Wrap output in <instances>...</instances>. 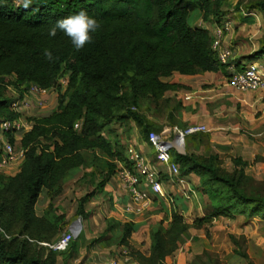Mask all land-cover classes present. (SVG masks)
Segmentation results:
<instances>
[{
    "label": "trees",
    "instance_id": "obj_1",
    "mask_svg": "<svg viewBox=\"0 0 264 264\" xmlns=\"http://www.w3.org/2000/svg\"><path fill=\"white\" fill-rule=\"evenodd\" d=\"M229 9L240 15L243 10H255L264 19V0H32L27 8L0 0V120L18 117L9 108L14 98L7 95L8 86L19 95L32 84L56 92L51 112L28 118L31 127L20 139L24 155L16 173L0 172V264H55L58 254L72 249L79 234L64 251L38 243L54 241L68 229L69 220L57 213L53 200L62 193L65 181L92 165L93 154L99 152L105 158L103 173L95 188L76 202L77 215L86 218L85 204L102 193L118 165L131 167L126 145L107 133L112 124L129 131L133 123L150 146L148 133L158 132V127L146 114L181 123V101L165 93L187 86L163 81V77L172 72L229 75L228 64L218 60L208 29L192 23L197 12L203 21L221 24ZM81 10L100 24L91 43L77 51L59 29L49 36L58 20ZM46 49L52 51V61L45 58ZM260 56H264V32L256 50L229 63L240 70L243 58L250 61ZM9 140L13 141L10 135ZM208 143V133L195 132L184 136V153L170 151L179 175L196 174L199 191L207 197L191 225L204 228L220 216H241L244 222L253 217L264 220V179L246 173L248 161L240 156L231 159L229 171L221 167L217 152H194L196 146ZM43 189L48 202L38 216L34 205ZM189 226L178 211L171 210L166 226L162 219L150 228L147 251H131L133 259L138 264H165L185 241ZM113 228L118 232L116 244L129 247L137 226L117 221L108 224L103 235ZM35 244L48 252L32 250ZM233 252L248 260L245 252ZM196 258L194 264H219L207 252Z\"/></svg>",
    "mask_w": 264,
    "mask_h": 264
},
{
    "label": "crops",
    "instance_id": "obj_2",
    "mask_svg": "<svg viewBox=\"0 0 264 264\" xmlns=\"http://www.w3.org/2000/svg\"><path fill=\"white\" fill-rule=\"evenodd\" d=\"M228 11L224 16V19H229L230 15L228 14ZM193 15L196 17L195 22L202 21L200 17H197V12H195ZM255 16L256 17L238 15L233 20L229 19L232 22V29L224 35L222 44L228 45L231 48V61H235L239 57L245 56L257 49L256 45H252V47L255 46V48H251V46L248 44L249 42H252V39L254 37L258 36L260 37V40L263 36V33L261 34V31H258V35L255 31V26L260 25L259 23L261 14L258 11H255ZM202 24L203 25H201V27L208 29L210 34L215 23L211 21H202ZM241 61L242 63L245 62L243 60ZM242 63L241 66L243 65ZM171 77L179 78L176 79V81L169 80V78ZM162 80L168 82H177L187 86V88H182L180 90H186L185 93H190L192 97L190 100L181 101L182 107L179 111L178 119L185 127L192 124L205 125L209 131V146L215 152L218 153L220 151H227L236 147L239 148V154L237 156H240L243 159H247V157H245L246 150L250 147L257 146L258 143H263L261 137H263L264 134V101L262 98L264 91L259 92L237 90L227 83V77L224 76L221 72H204L202 74L195 75H183L177 72H172L170 76L163 77ZM204 84L213 85L211 87L206 86L202 89L201 85ZM8 89H10L15 94L14 97L20 96V93L13 86H8ZM24 91L28 93V89H25L22 91V94ZM54 92V90L50 89V91L46 95H44L46 104L42 108L47 106V104L52 103V108L54 109L56 105L55 97L53 102L52 96L56 93ZM168 92L174 93V91H167L165 95H167ZM176 92H179V90ZM30 98H36V94H31ZM207 102H213V106H218L213 107L209 111L206 106ZM34 108L35 106L33 107V109ZM31 111L32 110H21L19 115L22 121L30 124V126L28 125L27 130L30 129L31 122L28 121V119L23 115L25 114L28 116H32L30 114ZM257 111L261 112L259 114H256ZM228 129L229 132L227 133L226 131H228ZM248 131H251L253 133V136L251 135L252 137L247 136L248 134H251ZM21 137L22 136H20L19 139H21ZM141 148L145 151L141 152L148 157V159L151 161V164L158 170L165 196L160 197L151 192L150 205L144 212L140 214L128 212L125 209V206L129 203V195L125 190V187L121 179L119 178L118 173L116 172L106 183L102 193L95 195L89 201L90 203H93L94 201H99L98 199H100L101 209L106 206V210H109L110 216L115 217V219L120 223L131 221L135 224V226H137L136 230L132 233V237L139 238V241L138 243H136L135 240H131L130 243L133 246H138L140 241H145V243L148 242L149 245V229L153 227L160 219H162V217H166L165 222H167L170 219L171 210L178 211L183 216L185 221L186 218L190 217L191 213L194 211H196L195 217L201 215V201L199 195L200 191L198 192L197 190L199 187V177L194 173H190L185 177L188 187L192 188L194 191V195L191 196V198L186 199L180 186L171 183L167 174L166 167L155 162L154 156H151V147L144 142ZM147 151H150V153H146ZM241 153L243 155H240ZM118 166L120 168V165ZM76 173L73 175V177H75ZM66 182L67 181H65L64 186ZM47 202L48 198L46 196L45 200L41 202L42 205L39 204L38 210H36L37 203H35L34 209L35 213L38 216L43 214ZM191 220L192 219H189V221ZM200 242L201 241H199L198 243ZM183 245H180L172 255L168 256L165 259V264H186L187 258L185 251H183L182 248ZM115 256L119 258L117 255ZM106 260L108 262L109 258H107ZM106 260L103 262L107 264ZM119 264L138 263L135 260H132L131 262L121 260L119 261Z\"/></svg>",
    "mask_w": 264,
    "mask_h": 264
},
{
    "label": "rangeland",
    "instance_id": "obj_3",
    "mask_svg": "<svg viewBox=\"0 0 264 264\" xmlns=\"http://www.w3.org/2000/svg\"><path fill=\"white\" fill-rule=\"evenodd\" d=\"M12 2L15 5L21 4L20 0H12ZM228 14L230 15L229 19L231 20L240 15L238 12L231 10L228 11ZM193 18L196 17L194 16ZM192 20L193 25H203V20L201 22H195V19ZM259 24V26H255L257 35L259 34L258 31H261V34L264 32V19L262 15L260 17ZM259 38L260 37L256 36L252 39V42L248 43L251 48H255V46L252 47V45H256L257 48ZM242 60L245 61L244 63L248 62L246 58H243ZM256 61L264 65V56H260L256 59ZM178 78L179 77H171L169 78V80L176 81V79ZM212 85L204 84L201 85V88L203 89L206 86L211 87ZM185 91L186 90H179V92L174 93L168 92L167 96H173L177 100L185 101L182 99ZM263 91L264 90H259V92ZM6 93L8 96H15V94L10 89H8ZM52 96L54 102V97L56 100V93ZM262 98L264 101V94L262 95ZM206 106L210 111L213 107L218 105L213 106V102H207ZM34 109H32V111L30 112L32 116L47 114L53 108L51 103L47 104V106H45L44 108L35 107ZM141 111H144V109H142ZM260 112L261 111H257L256 114H259ZM23 116L27 119L30 117L25 114ZM146 118L148 121L154 123L152 124L153 126L158 127V132L164 129H169L173 126H177L178 128L185 127L177 120L176 123L172 124L167 118H154L148 116L147 114ZM226 132L228 133L229 129ZM248 132H250L251 134H248L247 136L252 137L253 133L251 131ZM107 133L110 135H117L126 145V147L133 146L137 150L145 152L144 149L141 148L144 144L143 135L134 126L133 123H131L129 131H125L121 124L114 123L110 126V129ZM206 133H209V131H207ZM171 138H173L172 131ZM261 140H263L262 144L258 143L257 146L250 147L246 150L245 157H247V159H244L248 161V165L245 169L246 173L253 176L254 179L257 180L264 179V134L263 137H261ZM238 149L239 148L234 147L227 151L218 152L220 156L219 160L221 167L229 171L232 170L233 164L231 159L239 154ZM209 150L214 151L209 146V143L208 145L204 144L200 145L199 147L196 146L194 148V152L200 155L207 154ZM152 151L153 150H151V156H154V153ZM182 151H185L184 147ZM176 152L179 153V151ZM146 153H150V151H147ZM94 154L92 165L81 168L76 173L75 177L68 179L62 193L53 200V206L56 209L57 213H63L69 220L68 227L74 225L76 220H80V231L78 233L79 236L73 241L72 249L58 254L55 264H106L103 261H105L107 258H110L111 256L113 258L115 255L119 257V261H124L125 259L126 262H131L132 260H134L131 253L132 250L140 249L141 251L146 252L149 247L148 242L145 243V241H140L138 246H133L130 241L135 240V242L138 243L139 238L135 237V239L134 237H132V232L129 237V247L126 248L128 250V255L124 257L121 254L122 252L120 251L122 247L116 244L117 237H115V234L117 230L113 228L105 232V235H103L107 225H116L117 220L115 219V217L109 215V210H106V206L101 209L100 199H98L99 201H94L93 203L88 202L85 204V211L87 213L86 218H81L79 215H77V199L87 191L93 190L96 186V183L99 181L101 174L103 173V169L101 170V168L105 162V158L99 152H95ZM240 155L243 154L241 153ZM89 159L92 160V157H89ZM81 175L83 176L81 177ZM197 190L199 192V188ZM199 195L201 203L207 200V197L205 195L200 193ZM45 197L46 192L43 189L37 198L36 210L39 209V204H41V202L45 200ZM195 214L196 211L192 212L191 216L186 218V222L190 226L188 228V234L184 241L185 243L183 242L184 245L183 243L181 244L183 245L182 248L186 254V264H194V262L197 260L196 256H199L204 252H207L210 257L219 264H264V220L259 219V217H253L247 222H244L245 219L241 216H237L236 218L220 216L212 220V222L207 224L206 227L197 228L191 225L196 218ZM162 219L163 226H166L168 224V221L165 222L166 217H162ZM162 219H160L158 222L162 221ZM189 219L192 220L189 221ZM199 241L201 242L198 243ZM39 246L40 245L35 244L34 246H32V250L44 252L45 254L48 252L47 249H42ZM233 250L245 252L248 255V260L243 259L242 256L233 252Z\"/></svg>",
    "mask_w": 264,
    "mask_h": 264
},
{
    "label": "built area",
    "instance_id": "obj_4",
    "mask_svg": "<svg viewBox=\"0 0 264 264\" xmlns=\"http://www.w3.org/2000/svg\"><path fill=\"white\" fill-rule=\"evenodd\" d=\"M233 11V10H231ZM244 16H255V11H241ZM232 22L224 19L221 24H214L211 30L213 40L212 46L217 51L218 60L221 64H228L227 83L240 91H259L264 90V70L263 65L256 60H250L243 63L240 70L235 69L230 60L231 48L222 44L224 35L231 31ZM61 84H65V79H61ZM50 89L43 88L32 84L28 88V93L23 92L20 96H16L9 104L11 111L18 114L14 119L0 120V172L13 175L18 170V166L23 159L24 150L19 142L20 136L27 131V122L22 121L19 117L21 110H32L33 107H43L45 104L44 95ZM31 94H36V98L31 99ZM192 95L185 93L183 100H190ZM78 127V123L74 124ZM171 131L173 138H171ZM208 128L202 124H192L184 128L173 126L160 132L150 131L148 133V142L154 153L155 162L165 166L171 183L180 186L186 199L194 195L192 188L188 187L185 177L179 175V165L172 161L171 150L174 149L183 152L184 136L195 132H207ZM9 135L13 138L11 142ZM126 156L131 162V167H120L117 171L125 190L129 195V203L125 206L128 212L140 214L144 212L150 205V193H154L160 197L165 196L158 170L151 164L148 157L137 150L133 146H127ZM76 227L75 225L73 226ZM80 231V228H79ZM75 237L72 229L64 230L54 241L38 242L40 245L53 251H64L68 247L70 241ZM121 254L125 257L128 250L124 247L120 249ZM124 259V258H123ZM125 260V259H124ZM119 258L110 257L107 264H119Z\"/></svg>",
    "mask_w": 264,
    "mask_h": 264
},
{
    "label": "clouds",
    "instance_id": "obj_5",
    "mask_svg": "<svg viewBox=\"0 0 264 264\" xmlns=\"http://www.w3.org/2000/svg\"><path fill=\"white\" fill-rule=\"evenodd\" d=\"M20 2L23 7L27 8L31 5L32 0H20ZM99 28L100 24L97 20L81 10L75 15L58 20L56 25L50 28L48 34L49 36H55L57 29H59L71 40L73 47L79 51L86 44L92 42V33H95ZM43 54L49 61L53 60L51 50L46 49Z\"/></svg>",
    "mask_w": 264,
    "mask_h": 264
},
{
    "label": "water",
    "instance_id": "obj_6",
    "mask_svg": "<svg viewBox=\"0 0 264 264\" xmlns=\"http://www.w3.org/2000/svg\"><path fill=\"white\" fill-rule=\"evenodd\" d=\"M183 147H184V146H183ZM181 153H184V151L181 152ZM75 224H76V226H77L76 229L73 227L74 225L69 226V228L73 230V232H74V234H75V237H76V236L78 235V233H79L80 220H79V219L76 220Z\"/></svg>",
    "mask_w": 264,
    "mask_h": 264
},
{
    "label": "bare ground",
    "instance_id": "obj_7",
    "mask_svg": "<svg viewBox=\"0 0 264 264\" xmlns=\"http://www.w3.org/2000/svg\"><path fill=\"white\" fill-rule=\"evenodd\" d=\"M75 226H76V224H74ZM77 227V226H76ZM76 227H75V229H76Z\"/></svg>",
    "mask_w": 264,
    "mask_h": 264
}]
</instances>
